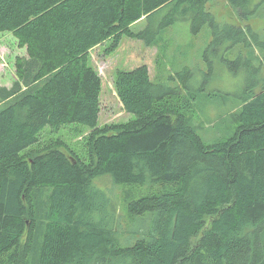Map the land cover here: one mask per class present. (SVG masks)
Wrapping results in <instances>:
<instances>
[{
  "label": "trees",
  "instance_id": "1",
  "mask_svg": "<svg viewBox=\"0 0 264 264\" xmlns=\"http://www.w3.org/2000/svg\"><path fill=\"white\" fill-rule=\"evenodd\" d=\"M214 1L0 0V31L26 49L11 86H0V264H264V76L254 75L264 44L247 23L250 0H225L242 23L232 25L216 21ZM186 19L194 34L210 27L214 52L228 37L247 47L226 60L253 71L232 130L200 137L202 124L169 99L190 91L189 68L169 87L146 64L116 73L133 118L98 126L101 81L88 48L106 39L114 48L123 34L165 47L161 32ZM70 123L91 129L88 161L52 145L29 152L41 129ZM103 176L130 188L126 226L94 181Z\"/></svg>",
  "mask_w": 264,
  "mask_h": 264
},
{
  "label": "rangeland",
  "instance_id": "2",
  "mask_svg": "<svg viewBox=\"0 0 264 264\" xmlns=\"http://www.w3.org/2000/svg\"><path fill=\"white\" fill-rule=\"evenodd\" d=\"M225 0H215L209 10L220 24H242L234 10L226 4ZM249 8L254 12L248 16L247 23L255 34L258 43L264 44V0H250ZM146 18H140L131 23L129 28L133 31L142 29ZM189 19L177 20L170 25L161 37L165 47L146 44L144 40L124 35L113 48L111 39H106L87 51V63L97 72L101 81L100 113L98 126H106L114 123H124L133 118L118 99L115 82L116 73L121 70H130L141 64H146L152 80L163 81L164 86L174 87L179 83L176 71L185 67L191 73L187 80H191L190 91L180 92L169 98L173 105L177 106L194 124H202L197 132L204 140L211 141L223 138L232 130L231 113L241 101V96L248 82L249 66L241 64L229 65L226 60H235L241 54L245 57L248 51L246 46L239 43L232 44L230 38H224L222 46L214 52L208 43L212 40V31L208 25L196 34L191 32ZM254 36V35H253ZM16 37L10 31H0V86H10L16 77L15 60L26 55L25 46H19ZM166 40V41H165ZM159 42V41H158ZM157 44V42H156ZM230 45V46H229ZM208 47L206 58L204 51ZM261 47V46H256ZM241 50V52H240ZM257 56L262 59L260 50L256 48ZM235 57V58H234ZM249 59V58H248ZM250 60V59H249ZM247 63V62H246ZM250 64V62H248ZM247 63V64H248ZM253 63H256L253 61ZM251 72V70H249ZM253 71L251 72V74ZM172 75V78H170ZM254 75L264 76V63ZM160 76V77H159ZM184 77L185 73L182 72ZM258 78L254 80L257 81ZM163 87V86H162ZM259 84H253L252 90H259ZM231 121V123H229ZM234 125V123H232ZM91 129L87 126L70 123L58 129H50L49 126L41 129L38 142L29 150L30 153L39 151L43 147L52 145L59 149L64 156L73 159L88 161L90 146L87 141L90 138ZM104 189L111 202L117 206V216L123 225L129 223V219L123 216L124 208L128 201L130 188L123 185H114L108 177L94 180ZM198 237V235L196 236ZM196 237L192 239L195 240Z\"/></svg>",
  "mask_w": 264,
  "mask_h": 264
},
{
  "label": "crops",
  "instance_id": "3",
  "mask_svg": "<svg viewBox=\"0 0 264 264\" xmlns=\"http://www.w3.org/2000/svg\"><path fill=\"white\" fill-rule=\"evenodd\" d=\"M23 56H26V55H23ZM14 80H15V78H14ZM14 80H13V81H14ZM12 83H13V82H12ZM3 86H4V85H3ZM10 86H11V85H10ZM10 86H6V87H10Z\"/></svg>",
  "mask_w": 264,
  "mask_h": 264
}]
</instances>
